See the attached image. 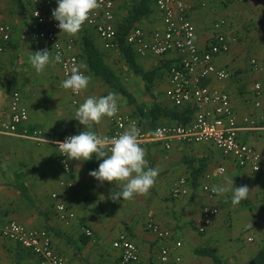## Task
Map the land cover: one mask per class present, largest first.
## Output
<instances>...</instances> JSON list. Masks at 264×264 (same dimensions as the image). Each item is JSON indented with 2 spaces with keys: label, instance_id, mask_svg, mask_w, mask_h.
Wrapping results in <instances>:
<instances>
[{
  "label": "crops",
  "instance_id": "crops-1",
  "mask_svg": "<svg viewBox=\"0 0 264 264\" xmlns=\"http://www.w3.org/2000/svg\"><path fill=\"white\" fill-rule=\"evenodd\" d=\"M15 1L0 0V23H9L17 31L14 39L0 56V124L9 120L10 91L8 90L15 87L23 92V101L29 108L28 125L44 128L49 133L55 132L58 131V128L73 125L72 123L77 121L75 119L77 109L72 103L69 89L66 90L62 87L64 77L57 63H50L41 73H37L30 64L29 57L36 51L47 49L53 58L54 56L48 42L42 40L22 41L19 38L18 33L22 27L21 15L24 8L22 3L25 5L26 2L29 3V0H23V2L18 0V5H15L14 9ZM184 1L189 7L193 6L190 13L201 44H205L212 35L213 23L211 25L210 20L214 10L218 8L220 14L221 10H225L223 14L226 19L233 21V28L240 30L241 37L242 34L244 36L245 30L242 28L245 26L246 34L249 35L248 41L252 38L251 48L258 50L256 47H260L259 56L264 64V0H214L209 3L207 9L194 8L196 0ZM129 2L130 0H116L117 22L121 21ZM55 3L58 7L57 0ZM226 9L229 10L226 11ZM242 20L246 23H240ZM138 25L148 30L162 25L155 0H153V13ZM85 32L92 35L104 54L107 52L102 39L87 22L76 35H68L76 40V49L80 55L81 64L87 66L84 69L87 76L90 77L84 94L99 98L110 92L116 93V90L89 72L82 47V36ZM243 40L244 38L241 41ZM243 49L240 42L234 44L228 55H221L217 59L218 63L236 72L238 67L242 66L239 53ZM115 50L121 53L119 48ZM174 54L138 56L139 63L143 61L146 64H155V66L159 64L158 67L151 69L158 70L159 81H157L162 83L161 86H155L157 87L155 92L158 101L166 107L177 106L166 96L168 78L165 74L162 77L159 66L167 68L177 61ZM121 55L123 56L122 53ZM109 64L112 65V63ZM262 74L264 80V71ZM240 75L235 76L237 79L232 78L225 82H217L213 79L206 82L229 91L232 104L241 123V114L243 110L245 111V104L251 100H245L248 95L243 93V88H241L243 86L239 87L243 81L236 82ZM118 98L120 101L122 100V97ZM262 104L264 106V95H262ZM188 107L190 105L177 108L184 110ZM162 121L177 123L176 120ZM79 129L73 130V132L91 130L103 134L110 129V123L106 117H103L101 122L94 124L91 129H86L81 124ZM64 132L66 129L58 135ZM261 133L262 136H257L256 133L255 135L244 133V137L259 149L264 171V132ZM19 139L22 138L0 134V170L23 171L24 181L29 186L32 198L28 200L14 186V178L10 177L11 179H9L8 174H5L4 181L6 183L0 186V220L15 219L29 227L48 229L53 235L55 249L68 258L70 264H94V261L102 264H121L120 257L118 259V256H121L120 250L112 247L113 245L111 246L106 236L109 232L115 235L113 240L119 233L127 232L140 249L142 263L162 264L159 254L161 247L167 242L160 240L148 229L147 224L150 219H154L163 228L172 232L173 236L168 243L173 253L181 255L182 264H215L212 257L199 252L205 247L215 249L223 261L222 264H252V260L264 248V189L249 170L240 169L233 159L224 156L221 150L211 143L189 144L175 141L170 149H166L160 144L141 145L146 152L147 166L159 169L156 182L146 195H135L131 200H122L121 198L114 202L110 198V194L121 191V184L115 181L101 183L89 175L90 171L98 169L102 159L98 160L93 155L89 161L69 160L72 171L66 175L56 146L46 143L35 144L27 140L22 142L24 146H16L15 143L21 144L20 142L23 141ZM205 158L209 165L195 184L190 177L187 161L192 159L197 164L200 159ZM220 165L225 167V172L221 175H213V169ZM209 173L211 175L207 176ZM9 175L11 176V174ZM182 176L188 177L189 193L174 199L171 196V190ZM62 180L69 182L70 186H62L60 184ZM204 185L225 186L229 188V191L222 195L210 196L203 189ZM241 185H247L251 192L248 199L233 206L231 203L232 189ZM54 192L58 193L57 199L52 196ZM58 201L64 202L76 212L77 218L69 226L63 224L58 216L56 210ZM206 204L218 206L220 213L222 212L224 216L218 217L219 214L214 216L206 231L201 233L199 225L203 221V207ZM42 209L49 218V224L55 230L48 227V223L41 214ZM228 218L232 221L227 222ZM233 219H235V223H233ZM85 224L93 226L98 237L88 240L82 234L80 243L84 247L76 245L77 247L72 248L71 239L77 242L75 237L79 236L81 226ZM232 226L236 227L234 233L231 232ZM241 232L246 235L244 242L236 240ZM177 240L182 241V247H175ZM0 264L40 263L30 251L23 249L16 242L0 236ZM255 264H264V259Z\"/></svg>",
  "mask_w": 264,
  "mask_h": 264
},
{
  "label": "built area",
  "instance_id": "built-area-1",
  "mask_svg": "<svg viewBox=\"0 0 264 264\" xmlns=\"http://www.w3.org/2000/svg\"><path fill=\"white\" fill-rule=\"evenodd\" d=\"M98 2L100 7L90 14V22L87 24L93 27L100 36L105 50H115L118 48L116 0H98ZM155 6L161 15L162 25L151 30L137 25L127 34L126 41L140 57L175 53L177 61L169 65L165 71L168 78L166 96L177 107L195 106L196 112L193 118L184 124L167 123L146 130L138 117L123 111L117 105V114L113 117H106L109 120L110 129L103 134H96L111 138L124 132L131 123L135 122L140 129V146L160 144L170 149L175 141L189 144L211 143L220 149L224 156L233 159L238 167L249 168L254 172L262 171L261 153L256 146L246 141L243 133L262 131L264 125L253 116L245 118L240 123L229 91L206 82L212 79L225 82L235 76L234 71L227 66L220 65L217 61L221 55L228 54L233 45L239 42V35L233 28L232 22L224 17L217 18L212 25L211 37L205 44H201L196 25L191 17V9L184 0H155ZM55 8H57L55 0H29L27 22L22 24L18 36L22 41L48 42L54 57L59 52L61 62L57 64L65 80L71 74L73 62L81 65V61L76 49V40L61 32L57 26L59 22L52 17V11ZM16 33L13 25L0 23V56L3 55L6 46L11 43ZM249 63L254 71L262 69L257 57H252ZM80 71L87 76L84 68ZM254 89L257 96L255 105L260 106L262 83L257 81ZM69 91L76 109L88 97H96L85 95L84 90L79 94L73 93L70 89ZM9 115V120L0 124V134L54 144L64 173L66 175L71 173L72 165L69 159L59 152L54 142L57 140L63 142L67 137L79 135L81 132L66 131L52 138L43 129L30 127L28 125L30 111L19 90L12 91ZM225 170V167L220 165L213 169L212 174L221 175ZM210 175L209 173L207 176ZM188 183V177H180L171 190L172 198L186 196L189 193ZM60 184L70 186V183L65 180H62ZM211 187L204 185L203 189L210 196H215L216 193L211 191ZM52 196L57 199L58 193L54 192ZM56 210L66 226L71 225L77 218L76 212L64 202L58 201ZM219 213L218 206L206 204L203 207V221L199 225V231L205 232L214 216ZM147 226L160 240L167 242L161 247L160 262L162 264L171 262L182 264L181 255L173 253L168 243L173 236L172 232L163 228L154 219H150ZM85 234L91 236L92 229H85ZM0 236L30 251L37 257L40 264H70L68 258L55 249L53 235L48 229L29 227L18 220L10 219L0 222ZM112 244L115 249L120 250L124 264H134L140 261V249L127 232L119 233ZM175 247H182V241L177 240Z\"/></svg>",
  "mask_w": 264,
  "mask_h": 264
},
{
  "label": "clouds",
  "instance_id": "clouds-1",
  "mask_svg": "<svg viewBox=\"0 0 264 264\" xmlns=\"http://www.w3.org/2000/svg\"><path fill=\"white\" fill-rule=\"evenodd\" d=\"M58 7L52 11V17L58 21V28L68 35H76L85 22H90V14L100 7L98 0H57ZM38 15V14H37ZM30 64L37 73H41L50 63H60L61 55L56 53L53 58L47 49L36 51L29 57ZM86 65L73 62L70 76L62 82V87L79 94L88 87L90 77L80 71ZM116 93L110 92L99 98L88 97L77 109L75 119L86 129L99 124L103 117H113L117 114ZM140 129L135 122L127 130L113 136H99L91 130H85L79 135L67 137L63 142L57 140L59 152L69 160L89 161L93 155L102 162L98 169L90 171L89 175L103 183L119 182L121 191L111 193L110 198L116 202L131 200L135 195H146L154 186L159 173L158 168L148 167L145 159V149L140 146ZM46 142H48L46 140ZM211 191L222 195L229 191L228 187L213 185ZM251 190L247 185L232 189L231 203L239 205L249 197Z\"/></svg>",
  "mask_w": 264,
  "mask_h": 264
},
{
  "label": "trees",
  "instance_id": "trees-1",
  "mask_svg": "<svg viewBox=\"0 0 264 264\" xmlns=\"http://www.w3.org/2000/svg\"><path fill=\"white\" fill-rule=\"evenodd\" d=\"M125 9V14L122 17L121 21L117 22V46L123 54L125 62L130 68V70L136 76L139 77L142 83V91L145 95H147V97H149L150 102H140L137 99L135 94L127 87L123 79L120 77L117 70L107 62L105 54L100 50L92 35L88 32H85L82 36V47L83 55L85 56L86 61L88 63L89 72L92 75L100 78L103 82L108 84L114 90L121 93L128 100L129 104L134 106L135 111L132 114L138 117L143 128L146 130L154 129L159 125V122H161L162 120H176L177 123L180 124H184L190 121L196 112V107L190 106L187 109L180 110L177 107H166L161 104L158 101V96L155 92V84L159 77L158 70L144 69L138 62V55L135 53L133 47L126 41V36L130 32V30L137 26L144 18L153 13V0H130L129 4ZM261 132L264 131H245L244 133L255 135V133L259 134ZM244 133L243 136H245ZM246 141L248 140L246 139ZM253 145L256 146L255 144ZM187 164L189 167L190 177L192 181L197 184L199 176L209 165L208 161L206 160V158L200 159L199 162L195 164L194 160L188 159ZM239 168L243 170H249L251 172L250 174L259 181L260 185L264 189L263 170L260 172H254L249 168ZM5 174H8L9 179H11L10 177L14 178V186L28 200L32 198L29 186L24 181L23 171L15 170L11 172L7 169H4L3 171L0 170V186L6 183L4 181ZM9 174H11V176ZM41 214L44 217L46 223H48V227L55 230L54 227L49 224V218L43 209L41 211ZM199 252H202L203 254L212 257L215 264L223 263L221 257L216 253L215 249L213 248L205 247ZM262 259H264V248L252 260V264L258 263Z\"/></svg>",
  "mask_w": 264,
  "mask_h": 264
},
{
  "label": "rangeland",
  "instance_id": "rangeland-1",
  "mask_svg": "<svg viewBox=\"0 0 264 264\" xmlns=\"http://www.w3.org/2000/svg\"><path fill=\"white\" fill-rule=\"evenodd\" d=\"M14 0H11V2H13ZM20 1H22L23 2V0H20ZM212 1H214V0H196V3L194 4V8H200V9H207L208 8V5H209V3L210 2H212ZM216 1H218V0H216ZM221 1V0H220ZM18 0H16L15 1V3L13 4V7H14V9L16 8L15 7V5L17 6L18 5ZM222 4V3H221ZM22 5H23V12H22V15H21V20H22V23L21 24H23L24 22H27L26 20H27V17H28V13H29V3L28 2H26V4L24 5L23 3H22ZM227 5V4H226ZM228 6V5H227ZM190 11H192V9H193V6L192 7H190ZM221 10V9H220ZM227 10H229V9H226V11ZM221 14L218 12V8H217V10H214V13H212V16H211V20H210V24L212 25V23H214V21L217 19V18H220V17H225V14H223L224 12H225V10H221ZM12 14H13V11H12ZM116 18H117V12H116ZM226 18V17H225ZM232 23H233V21H232ZM240 23H243V24H245L246 22L245 21H243L242 20V22H240ZM242 29H244L245 31H244V36H246V37H244L243 36V34H242V37H241V35L239 34L240 33V30L239 29H235V31H237V34L239 35V42H240V44L244 47V49L239 53L240 55H241V61H242V66H240V67H238V69L236 70V72L233 70V69H231L232 71H234V73H235V76L237 75V74H241L239 77H238V80H236V82L238 83V82H241V81H243V83L239 86V87H241V86H243V87H241V88H243V93L245 94H247L248 96H247V98L245 99V100H251V102L249 101L247 104H245L246 105V108H245V111L243 110V112H242V114H241V116H242V121H244V119L245 118H247V117H254L260 124H262V125H264V118H263V116H264V113H263V110H264V106H263V104H262V95H264V80H263V71H264V64H263V62H262V60H261V57L259 56V52L261 51V49H260V47L258 46V47H256L258 50H256V49H253V48H251V44L253 43H251V40H252V38H251V40H249L248 41V38H249V35L247 36V32H246V28H245V26L242 28ZM244 38V40L243 41H241L242 39ZM238 42V43H239ZM255 44V43H254ZM229 54V53H228ZM228 54H226V55H228ZM105 55H106V58H107V60H108V62L109 63H112V65L115 67V69L118 71V73H119V75H120V77L123 79V81L125 82V84L127 85V87L135 94V96L137 97V99L140 101V102H147V103H149L150 102V99H149V97H147V95H145L144 93H143V91H142V83H141V81H140V79H139V77L138 76H136L131 70H130V68L128 67V65L126 64V62H125V59L123 58V56L121 55V53L118 51V50H107V52L105 53ZM252 57H257L259 60H260V62H261V66H262V69L260 70V71H258V72H256V71H253L252 70V68H251V66H250V63H249V60L252 58ZM140 63H141V65L145 68V69H151V68H153V67H158V65H156L155 66V64L153 65V64H146V62H143V61H140ZM155 63V62H154ZM160 68H159V71H160V73H161V75H162V77H164V74L165 73H163V72H165L166 71V68L164 69L162 66H159ZM234 76V78H236ZM161 77V78H162ZM233 78V79H234ZM237 79V78H236ZM159 81V80H158ZM158 81H157V83H156V85L155 86H161L160 84L162 83H158ZM257 81H260L261 83H262V87H263V91H262V95H261V97H260V101H261V105L260 106H256L255 105V102H256V99H257V96H256V93H255V89H254V85H255V83L257 82ZM155 89L157 90V87H155ZM14 90H19V89H17V88H15V87H12V88H9V90L8 91H10L9 93H10V97H11V94H12V91H14ZM20 92H21V94L23 95V92L21 91V90H19ZM118 92L116 91V94H117ZM52 96H54V95H52ZM117 96L118 97H122L121 99V101L119 100V98H118V100H117V104L120 106V108L123 110V111H125V109H126V111L125 112H129V111H131L130 113H133L134 111H135V108H134V106L133 105H131V104H129L128 103V101H127V99L125 98V97H123L121 94H117ZM23 97V96H22ZM255 97H256V99H255ZM131 110H130V109ZM263 115V116H262ZM166 123H169V122H165V121H162V122H159V125H161V124H166ZM69 124V123H68ZM73 125H68V126H66V127H62V128H58L57 130L58 131H52V132H47V131H45V129L43 128V130L46 132V134L47 135H50L52 138H56L57 136H58V134L62 131V130H64V129H66V131L67 130H70V131H73V130H76V129H78V130H80L79 129V121L77 120L76 122H73L72 123ZM76 125V126H75ZM35 127V126H34ZM61 129V130H60ZM264 131V130H263ZM263 134L262 133H259V134H257V136H262ZM19 140H23V141H21L20 143L21 144H18V143H15V145L16 146H24V143H22V142H25V140H27V141H31V142H34L35 144H39V143H43V142H37V141H35V140H32V139H19ZM46 144H50L51 146L53 145V146H55L54 144H52V143H46ZM259 150V149H258ZM219 215L220 216H218V217H223L224 216V214L221 212V213H219ZM4 222V221H6V220H0V222ZM232 221V219H229L228 218V220H227V222H231ZM158 223V222H157ZM233 223H235V219H233ZM87 228H90V229H92V231H93V234L91 235V236H87L86 234H85V229H87ZM225 231H226V229H225ZM231 232H236V227L235 226H232V230H231ZM96 231H95V228L93 227V226H91V225H84V226H81V229H80V232H79V236H77V237H75L76 239H77V242L74 240V239H71V241H70V243H71V245H72V248H75V247H77L76 245H82V243H80V237H81V235L83 234V237H85V238H87L88 240H91V239H95L96 237H98V236H96ZM107 236V238H108V240L110 241V243H111V246L113 245L112 244V242H113V238L115 237V235L114 234H111L110 232H109V234L108 235H106ZM244 239H246V235H245V233H243V232H241V235H239L238 237H236V240L238 241V242H244ZM79 243V244H78ZM82 247H84L83 245H82ZM113 247V246H112ZM79 250V249H78ZM83 255H85V252H83ZM30 256V255H29ZM119 257H120V262H121V264H124L123 262H122V259H121V256H118V259H119ZM34 258V257H33ZM152 261V260H151ZM150 261V262H151ZM102 264V263H100V262H97V261H94V264ZM134 264H145V263H142V261H139L138 263H134Z\"/></svg>",
  "mask_w": 264,
  "mask_h": 264
}]
</instances>
